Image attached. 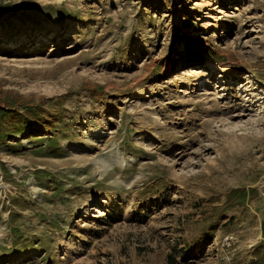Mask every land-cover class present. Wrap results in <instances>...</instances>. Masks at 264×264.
<instances>
[{"label": "rangeland", "instance_id": "374dc122", "mask_svg": "<svg viewBox=\"0 0 264 264\" xmlns=\"http://www.w3.org/2000/svg\"><path fill=\"white\" fill-rule=\"evenodd\" d=\"M169 254L264 264V0H0V264Z\"/></svg>", "mask_w": 264, "mask_h": 264}, {"label": "trees", "instance_id": "16d2710c", "mask_svg": "<svg viewBox=\"0 0 264 264\" xmlns=\"http://www.w3.org/2000/svg\"><path fill=\"white\" fill-rule=\"evenodd\" d=\"M169 264H174L176 263V259L174 257V255L172 254H169V261H168Z\"/></svg>", "mask_w": 264, "mask_h": 264}, {"label": "bare ground", "instance_id": "6f19581e", "mask_svg": "<svg viewBox=\"0 0 264 264\" xmlns=\"http://www.w3.org/2000/svg\"><path fill=\"white\" fill-rule=\"evenodd\" d=\"M187 69L193 70V68H187ZM189 72H190V71H189Z\"/></svg>", "mask_w": 264, "mask_h": 264}]
</instances>
